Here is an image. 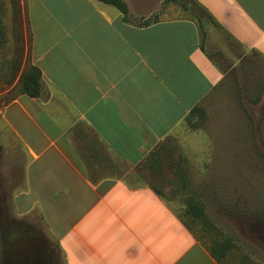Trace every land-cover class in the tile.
Instances as JSON below:
<instances>
[{
  "label": "crops",
  "instance_id": "0c3cea01",
  "mask_svg": "<svg viewBox=\"0 0 264 264\" xmlns=\"http://www.w3.org/2000/svg\"><path fill=\"white\" fill-rule=\"evenodd\" d=\"M123 1L130 19L146 20L165 0ZM197 2L213 19L205 51L197 21L182 15L141 26L97 0L26 2L19 77L39 68L42 91L0 103V186L17 176L10 216L42 240L12 264H221L109 158L132 173L220 84L208 46L225 55L231 37L264 57V0Z\"/></svg>",
  "mask_w": 264,
  "mask_h": 264
},
{
  "label": "rangeland",
  "instance_id": "374dc122",
  "mask_svg": "<svg viewBox=\"0 0 264 264\" xmlns=\"http://www.w3.org/2000/svg\"><path fill=\"white\" fill-rule=\"evenodd\" d=\"M27 1L0 0L5 33L0 49V103L19 90L17 78L9 80L12 67L22 66L27 51ZM182 14L179 3L164 6L163 2L149 18ZM227 43L230 53L225 55L207 47L208 57L224 78L200 104L205 121L201 123L197 116L184 120L156 146L153 151H159L160 168L141 166L128 174L115 157L109 158L130 185L157 187L168 207L204 246L215 251L221 264H264V59L245 56L236 42ZM15 178L17 182V176H9L6 186H0V264H12L13 256L27 252L35 256L41 249L36 243L42 239L34 227L10 216ZM189 198L198 207L196 217L186 215ZM227 241L230 246L220 254L219 246Z\"/></svg>",
  "mask_w": 264,
  "mask_h": 264
},
{
  "label": "trees",
  "instance_id": "16d2710c",
  "mask_svg": "<svg viewBox=\"0 0 264 264\" xmlns=\"http://www.w3.org/2000/svg\"><path fill=\"white\" fill-rule=\"evenodd\" d=\"M103 4L115 7L117 10H119L125 21H130V13H129V9L127 4L123 1V0H97ZM169 3H179V5L182 7L183 9V14L182 16L191 19V20H195L197 21L200 30L202 32V49H204V40H205V26H204V22L208 21L210 23H213V19L210 16V14L197 2V0H165L164 1V6H167V4ZM153 19V20H151ZM157 16H154L153 18H149L146 20H143V22L140 24L141 26H148L151 23H155L157 22ZM228 41H233L231 37H228ZM5 42V33L4 30L2 28L1 25V21H0V49L3 46ZM234 42V41H233ZM253 56L255 59L261 57L264 59V57L260 56L258 53H253ZM22 66L21 64L17 63L16 65H14L12 67V70L10 71L11 74V79L9 80L10 83H12V81L16 78L19 77V72L21 70ZM41 79H42V74L39 68L37 67H29L28 69L26 68L21 76L19 77L18 80V87H19V91L22 94H25L31 98H38L41 95V91H42V83H41ZM264 90V88H263ZM193 116H197L199 118V121H201V123H203L205 121V112L200 108L199 106H196L190 113V115L188 116V120L191 121ZM159 151L156 152H151L149 157L147 158V160L144 162H142L138 169L140 170L141 166H145V167H154V168H160V163L161 160L159 159ZM139 173V172H138ZM136 179H138L140 176H135ZM149 188L156 194L158 195L161 199H163L162 197V193L161 191L155 187V186H149ZM192 201V198H189L187 200V209H186V215L188 216H197V206H194L192 203H190ZM178 216V215H177ZM178 218L180 219V221L182 222V224L192 233L191 229L188 227L187 224L184 223V221L181 219L180 216H178ZM230 246V243L227 241L226 244H222L221 246H219L218 250L220 254H224L226 252V250L228 249V247ZM209 250V249H208ZM211 252V254L218 260V262H220L218 255L215 253V251L213 250H209Z\"/></svg>",
  "mask_w": 264,
  "mask_h": 264
},
{
  "label": "water",
  "instance_id": "95a60500",
  "mask_svg": "<svg viewBox=\"0 0 264 264\" xmlns=\"http://www.w3.org/2000/svg\"><path fill=\"white\" fill-rule=\"evenodd\" d=\"M204 25H205V26H208V22H205Z\"/></svg>",
  "mask_w": 264,
  "mask_h": 264
}]
</instances>
